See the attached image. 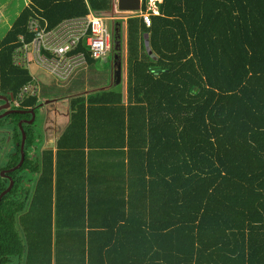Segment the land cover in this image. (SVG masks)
Listing matches in <instances>:
<instances>
[{
  "label": "trees",
  "instance_id": "1",
  "mask_svg": "<svg viewBox=\"0 0 264 264\" xmlns=\"http://www.w3.org/2000/svg\"><path fill=\"white\" fill-rule=\"evenodd\" d=\"M156 6L150 27L140 17L149 0L126 21L125 90L57 96L40 84L39 96L11 104L69 98V120L55 150L23 125L25 160L0 204V264H264V0ZM111 9L31 0L0 40V97L16 100L31 81L12 62L29 21L51 29ZM30 120H0L14 125L0 194L1 172L21 159L18 123Z\"/></svg>",
  "mask_w": 264,
  "mask_h": 264
},
{
  "label": "built area",
  "instance_id": "2",
  "mask_svg": "<svg viewBox=\"0 0 264 264\" xmlns=\"http://www.w3.org/2000/svg\"><path fill=\"white\" fill-rule=\"evenodd\" d=\"M149 0L147 12L140 17L150 27L153 16H158L157 3ZM111 21L104 14L92 11L82 18L62 21L54 28H48L40 19L29 21L27 29L31 39L21 35L12 53L15 67L31 71L35 68L52 78L56 83H70L88 68V60H106L113 50V32L107 25ZM112 22V21H111ZM31 76L13 100L16 107L27 97L39 96L40 82Z\"/></svg>",
  "mask_w": 264,
  "mask_h": 264
},
{
  "label": "rangeland",
  "instance_id": "3",
  "mask_svg": "<svg viewBox=\"0 0 264 264\" xmlns=\"http://www.w3.org/2000/svg\"><path fill=\"white\" fill-rule=\"evenodd\" d=\"M31 0H0V40L4 38V36L9 31L10 27L22 12V10L30 4ZM136 13L130 14L128 17L135 15ZM124 16H115L109 17L112 21H108L107 25L111 29L112 23L116 24L118 21L123 22L122 28V48H121V56H122V85L124 88L125 85V54H126V42H127V34H126V21L127 17ZM113 61L112 53L108 54L106 60L99 61L95 67L90 69L83 79L79 82V87L75 88L71 91L68 87L70 83L67 84H59L55 83V81L50 78L47 74L32 68L30 73L32 76L36 77L40 84H44L46 87H55V92L57 96L60 94H65V96L69 95V93H74L76 89L79 92H93L98 91L103 88H107L111 84V65ZM70 93V94H71ZM58 98V97H57ZM53 98L50 100H55L53 103H50L48 107L51 109V113L49 114L48 110L43 109V114L41 110L38 109L36 114V119L34 122V135L37 138V141L41 145L42 149H53L55 146L56 140L58 139L61 132L67 126V110H68V99L69 98H61L57 99ZM49 100V99H48ZM47 101L43 100L42 102ZM1 107V106H0ZM54 110L58 111V116H51ZM66 114V115H65ZM54 115V113H53ZM64 116V117H63ZM48 122L45 124V122ZM54 121V123H53ZM19 124V123H18ZM58 124L62 125V131L58 134H54V132H50L49 129L53 125L52 128H56ZM13 123L4 122L3 125L0 126V168L3 167L8 160L9 153L12 149V131H13ZM45 129H48V132L44 134ZM22 139V138H21ZM36 143V145H39ZM45 147V148H43Z\"/></svg>",
  "mask_w": 264,
  "mask_h": 264
},
{
  "label": "water",
  "instance_id": "4",
  "mask_svg": "<svg viewBox=\"0 0 264 264\" xmlns=\"http://www.w3.org/2000/svg\"><path fill=\"white\" fill-rule=\"evenodd\" d=\"M141 5H142V0H112V9L111 12L105 13L104 15L106 17H117L121 15H126L129 16L130 14L133 13H138L141 11ZM112 32H113V61L111 65V84L108 87L111 88L113 85L114 86H119L122 82V56L119 54L121 52L122 48V36L119 34L120 31V26L119 24H113L112 23ZM148 53H150V50H148ZM105 88L101 89L104 90ZM0 100L4 103L0 107V112H3L0 114V120L13 115V114H21V115H26L29 114L31 115V120L30 121H21L18 124V127L20 129L22 139H21V159L19 164L14 167L13 169H10L8 171H3L1 172V176L3 178H7L9 180V186L8 188L0 194V204L2 202V199L12 190L14 186V181L12 180L11 177H9V174L17 171L20 169L24 163L25 160V153H24V148H25V143H26V134L23 129L24 124H29L32 125L35 122L36 119V113L35 111L38 109H41L50 103H53L55 100H47L42 102L36 109L31 110V111H16L11 109V104L13 103L14 97L11 96L9 99L6 97H0ZM41 113L43 114V111L41 110ZM67 117L69 120V111H67ZM62 133V132H61Z\"/></svg>",
  "mask_w": 264,
  "mask_h": 264
},
{
  "label": "flooded vegetation",
  "instance_id": "5",
  "mask_svg": "<svg viewBox=\"0 0 264 264\" xmlns=\"http://www.w3.org/2000/svg\"><path fill=\"white\" fill-rule=\"evenodd\" d=\"M43 109H45V110H48L49 111V114L51 113V109L48 107V105L47 106H45V107H43V108H41V109H39V110H43ZM68 111V110H67ZM3 113V112H2ZM53 113H54V115H53ZM58 111L57 110H54V112H52V114H51V116H53V117H55V116H58ZM67 113V112H66ZM66 115V114H65ZM64 117V116H63ZM48 122L46 121L45 122V124H47ZM53 123H54V121H53ZM62 125L63 124H58L57 125V127L56 128H52L53 127V125L51 126V128L49 129V131L50 132H54V134H58V133H60L61 131H62ZM46 131H44V133L46 132H48V129H45Z\"/></svg>",
  "mask_w": 264,
  "mask_h": 264
},
{
  "label": "crops",
  "instance_id": "6",
  "mask_svg": "<svg viewBox=\"0 0 264 264\" xmlns=\"http://www.w3.org/2000/svg\"><path fill=\"white\" fill-rule=\"evenodd\" d=\"M105 14V13H104ZM122 16H124V17H127V19L129 18L128 16H126V15H122ZM123 17V18H124ZM13 25V24H12ZM12 27V26H11ZM10 27V28H11ZM10 30V29H9ZM5 37V36H4ZM112 55H114V53H112ZM125 66H126V54H125ZM87 70V69H86ZM85 70V71H86ZM125 71H126V69H125ZM127 72V71H126ZM126 74L127 73H125V80H126ZM122 81H123V79H122ZM124 82V81H123ZM126 82V81H125ZM105 89H108V87L107 88H105ZM126 89V83H125V85H124V90ZM58 114V113H57ZM67 122H68V120H67ZM45 134V133H44ZM57 141V140H56ZM43 148H45V147H43ZM55 148H56V143H55V146L53 147V150H55Z\"/></svg>",
  "mask_w": 264,
  "mask_h": 264
}]
</instances>
